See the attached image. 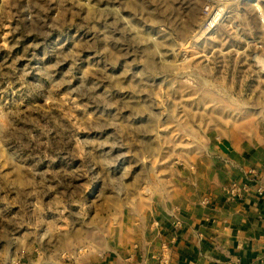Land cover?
Returning <instances> with one entry per match:
<instances>
[{
    "label": "rangeland",
    "instance_id": "1",
    "mask_svg": "<svg viewBox=\"0 0 264 264\" xmlns=\"http://www.w3.org/2000/svg\"><path fill=\"white\" fill-rule=\"evenodd\" d=\"M207 4L0 0V264L110 248L184 165L261 156L264 0Z\"/></svg>",
    "mask_w": 264,
    "mask_h": 264
},
{
    "label": "crops",
    "instance_id": "2",
    "mask_svg": "<svg viewBox=\"0 0 264 264\" xmlns=\"http://www.w3.org/2000/svg\"><path fill=\"white\" fill-rule=\"evenodd\" d=\"M212 150L137 206L110 248L81 250L73 260L64 253L52 264H161L162 244L167 264H264V148L254 163L227 146Z\"/></svg>",
    "mask_w": 264,
    "mask_h": 264
},
{
    "label": "built area",
    "instance_id": "3",
    "mask_svg": "<svg viewBox=\"0 0 264 264\" xmlns=\"http://www.w3.org/2000/svg\"><path fill=\"white\" fill-rule=\"evenodd\" d=\"M208 4L205 7V11L207 14V21L209 18L212 16V14L215 11H218L219 8H226V4L231 3L233 1H239V0H207ZM225 3V4H224ZM257 12L262 20L264 22V15L262 16V10L259 6H256ZM206 21V22H207ZM216 26V25H215ZM214 26V27H215ZM213 27V28H214ZM230 194L233 196H237L240 193V188L236 185H232L229 188ZM161 252L158 254V260L161 264H167L169 261V256H168V246L166 244L161 245ZM81 251V250H80ZM68 259H74L75 255H70V254H65Z\"/></svg>",
    "mask_w": 264,
    "mask_h": 264
},
{
    "label": "bare ground",
    "instance_id": "4",
    "mask_svg": "<svg viewBox=\"0 0 264 264\" xmlns=\"http://www.w3.org/2000/svg\"><path fill=\"white\" fill-rule=\"evenodd\" d=\"M229 9L219 8L218 11H215L205 24L206 28H208V30H211L215 25H217L221 20L226 17L227 13L229 12ZM211 22L212 26L210 25Z\"/></svg>",
    "mask_w": 264,
    "mask_h": 264
}]
</instances>
